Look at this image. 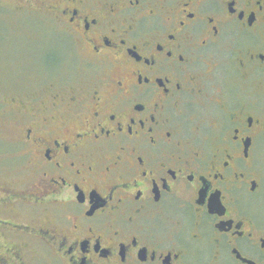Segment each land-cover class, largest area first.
<instances>
[{
  "label": "flooded vegetation",
  "instance_id": "af4514ba",
  "mask_svg": "<svg viewBox=\"0 0 264 264\" xmlns=\"http://www.w3.org/2000/svg\"><path fill=\"white\" fill-rule=\"evenodd\" d=\"M65 41L14 97L0 264H264V0H16Z\"/></svg>",
  "mask_w": 264,
  "mask_h": 264
},
{
  "label": "rangeland",
  "instance_id": "374dc122",
  "mask_svg": "<svg viewBox=\"0 0 264 264\" xmlns=\"http://www.w3.org/2000/svg\"><path fill=\"white\" fill-rule=\"evenodd\" d=\"M15 3L0 0V182L4 183L21 178L17 151L11 143L20 105L12 99L46 91L66 70L62 71L65 60L53 73L51 70L57 53L65 56V41L57 38L58 29L47 16L21 11Z\"/></svg>",
  "mask_w": 264,
  "mask_h": 264
}]
</instances>
